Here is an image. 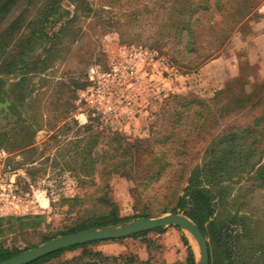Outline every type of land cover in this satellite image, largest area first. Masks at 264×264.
Instances as JSON below:
<instances>
[{
    "label": "rangeland",
    "instance_id": "1",
    "mask_svg": "<svg viewBox=\"0 0 264 264\" xmlns=\"http://www.w3.org/2000/svg\"><path fill=\"white\" fill-rule=\"evenodd\" d=\"M49 2H0V250L14 257L96 223L191 220L179 202L194 179L214 211L202 229L191 220L210 264H264V146L245 152L264 101L234 107L236 84L264 95L250 57L264 0H64L53 14ZM213 99L198 120L191 104ZM87 153L129 161L86 176ZM131 237L40 264H187L189 249L201 262L185 229Z\"/></svg>",
    "mask_w": 264,
    "mask_h": 264
},
{
    "label": "trees",
    "instance_id": "2",
    "mask_svg": "<svg viewBox=\"0 0 264 264\" xmlns=\"http://www.w3.org/2000/svg\"><path fill=\"white\" fill-rule=\"evenodd\" d=\"M2 0H0L1 2ZM19 0H8V2H10L12 5H15ZM64 0H50V2L52 3H48V6H46V10L49 11V9L52 10V8H54L55 6L59 5L60 3H62ZM50 14H53V10L50 12ZM252 70V68H251ZM243 82V81H241ZM237 86L235 87L234 90H236L238 93L240 94H244L243 97H237V100H235V104L234 107L237 105V103L239 102H244L247 103V105H251L250 107L255 108V106H258L262 101H264V95H262V97L260 96V98L258 99V101H256V96H259V92L258 90L253 92V94H248L245 93V85H239L236 84ZM230 88V86L228 87ZM223 92H220V96H223ZM219 99H213L211 101H200V102H194L191 104V106L193 104L198 103L201 108L204 109V113H202V115L200 114L198 117V120H206L209 117V113H207L208 110H210V104H218ZM241 107V106H240ZM238 106V110H242ZM235 109H233V107L229 106V108L227 109V113L235 111ZM182 116V115H181ZM180 116V118L178 119L179 122H182V120H184L182 117ZM259 129V130H258ZM262 130H264V115L258 119V121L255 123L254 128L248 129L245 133L246 136L248 137H253V143L251 144V148L250 149H246L245 152H247L248 156H251L256 154L258 149H260L261 146H264V132H262ZM262 135V136H261ZM259 136V137H257ZM235 137V135L233 136ZM248 138L244 137V140H246ZM247 156V158H248ZM83 161H84V173L86 176L91 175L90 171L91 169H95L96 166H102L103 168V176L109 174L108 169H122L123 167H125V165L127 164V162L129 161V157L127 155H125V153H123L122 155H115V156H101V157H97V158H93L91 156V154L87 153L85 154V156L83 157ZM194 179L190 180L191 185L186 189L185 191V195L180 199L179 202V208H181L184 211H187L188 217L193 220L200 229H202V227L212 218L214 211H213V206L210 202V199L208 197L209 192L205 189L200 188L199 186H196L194 184ZM110 224V222H105V223H96L89 228H99L105 225ZM87 229V228H85ZM157 232H163L164 229H158L156 230ZM146 234V233H144ZM144 234H137L132 236L131 238H137L141 235ZM96 243H89V244H85V245H80V246H75V247H71L67 250H62L59 252H56L54 254H51L41 260H38L32 264H40L43 262H46L50 259H53L63 253H65L66 251H74V250H78V249H86L88 246H92ZM12 256L5 250H0V262L3 260H7L9 258H11ZM187 264H196L195 262V258L193 255V252L191 251V249H189V254H188V262Z\"/></svg>",
    "mask_w": 264,
    "mask_h": 264
},
{
    "label": "water",
    "instance_id": "3",
    "mask_svg": "<svg viewBox=\"0 0 264 264\" xmlns=\"http://www.w3.org/2000/svg\"><path fill=\"white\" fill-rule=\"evenodd\" d=\"M179 227L187 230L196 240L200 253V264H210L207 242L200 229L191 220L180 214H169L155 219L141 218L117 228H91L52 239L41 246L3 260L0 264H32L56 252L94 242L112 241L146 232Z\"/></svg>",
    "mask_w": 264,
    "mask_h": 264
},
{
    "label": "crops",
    "instance_id": "4",
    "mask_svg": "<svg viewBox=\"0 0 264 264\" xmlns=\"http://www.w3.org/2000/svg\"><path fill=\"white\" fill-rule=\"evenodd\" d=\"M252 41L254 44L261 46L258 53H250V57L253 62V77L258 80L264 76V28L253 36ZM224 59L225 58H222L211 62L201 70V73H218L221 69V66L225 65L226 60ZM235 69V73H237L238 67H235Z\"/></svg>",
    "mask_w": 264,
    "mask_h": 264
}]
</instances>
